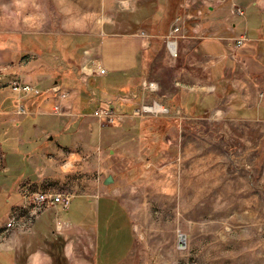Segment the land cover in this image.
I'll return each mask as SVG.
<instances>
[{
	"label": "crops",
	"instance_id": "1",
	"mask_svg": "<svg viewBox=\"0 0 264 264\" xmlns=\"http://www.w3.org/2000/svg\"><path fill=\"white\" fill-rule=\"evenodd\" d=\"M176 18L174 57L165 42ZM240 36L247 41L235 49L230 39ZM99 67L106 75L88 72ZM13 81L43 92L23 97L26 115L16 114ZM130 94L136 99H123ZM151 99L193 119L212 112L235 123L237 173L264 172V0H0V264L126 262L132 216L119 189L99 185L100 171L131 160L130 118ZM99 107L117 115L110 128L122 143L105 137ZM197 144L190 139L185 152ZM68 189L67 210L50 206L30 232L6 228L15 209L26 222L29 195Z\"/></svg>",
	"mask_w": 264,
	"mask_h": 264
},
{
	"label": "rangeland",
	"instance_id": "2",
	"mask_svg": "<svg viewBox=\"0 0 264 264\" xmlns=\"http://www.w3.org/2000/svg\"><path fill=\"white\" fill-rule=\"evenodd\" d=\"M173 25L181 32L178 18ZM106 43L103 63L110 72ZM99 68L88 72L106 75H98ZM145 86L156 92L153 84ZM152 102L161 105L151 99L138 106L152 107ZM163 109L167 112L131 116V160L100 171L101 179L110 176L113 183L99 185L119 189L132 216L134 247L124 264H264V172L237 173V125L212 112L193 119ZM104 125L107 139L125 140L110 128L115 123ZM194 138L198 151L190 156L185 151ZM66 166L70 169L72 160Z\"/></svg>",
	"mask_w": 264,
	"mask_h": 264
},
{
	"label": "built area",
	"instance_id": "3",
	"mask_svg": "<svg viewBox=\"0 0 264 264\" xmlns=\"http://www.w3.org/2000/svg\"><path fill=\"white\" fill-rule=\"evenodd\" d=\"M193 3L198 1V0H192ZM203 1H207V0H203ZM231 14L234 16H242L243 15V11L240 7H238L237 5L233 4L231 5ZM180 32V28L177 25H173L171 27V33L169 35V37L167 38L165 44H166V48L169 50L170 54L172 56H176V52L174 54H172V47L176 46V39L179 36ZM231 42H233L234 48L235 49H239L241 48L244 43L247 41V38L245 36H240L238 38H233L230 39ZM100 69V70H99ZM98 69V75H103L105 74V70H103L102 68ZM11 90L15 93H17L20 98V100L22 102H20V105L18 106L17 110H16V114L18 115H26L27 111L24 107V103H23V97L24 96H41L43 94V92L34 89V87L30 86V85H26L23 84L19 81H13L11 83ZM144 90L146 91H150L152 92L153 89H151V87L148 86H144ZM50 92L52 93H56L59 94V90L56 88H51ZM60 97H65V94H60ZM124 100L130 101L132 99H136V96H131L128 95L126 97H123ZM152 107H146V106H142L141 108H138L136 110H134L133 115L143 112V113H147V112H167V110L163 109V106L156 104L155 102L151 103ZM155 106H159L160 110H150L153 109ZM93 116L98 119V121L100 122L101 125L110 123V124H114L117 121V115H115L110 109L108 108H98L94 111ZM30 198V211L28 212V216L26 217L24 223L20 222V219L23 218V215H20L21 213V209H15L12 213L9 214L8 218H9V222L6 225V228H11L13 224L17 225L16 227L23 229L25 232H30V228L29 226H31V224L33 223V220L38 217L39 215H41L47 208H49L50 206H52L53 204L56 205H60L61 208L63 210H66L69 207L70 204V196L67 194H52V193H35L32 195H29Z\"/></svg>",
	"mask_w": 264,
	"mask_h": 264
},
{
	"label": "water",
	"instance_id": "4",
	"mask_svg": "<svg viewBox=\"0 0 264 264\" xmlns=\"http://www.w3.org/2000/svg\"><path fill=\"white\" fill-rule=\"evenodd\" d=\"M113 183V178L112 177H107L105 180H104V182H103V184L105 185V186H107V185H109V184H112Z\"/></svg>",
	"mask_w": 264,
	"mask_h": 264
},
{
	"label": "bare ground",
	"instance_id": "5",
	"mask_svg": "<svg viewBox=\"0 0 264 264\" xmlns=\"http://www.w3.org/2000/svg\"><path fill=\"white\" fill-rule=\"evenodd\" d=\"M171 50H172V52H173V54H174V47H172ZM155 107H156L157 109H156ZM155 107H154L153 109H150V110H155V111L160 110V107H159V106H158V107L155 106Z\"/></svg>",
	"mask_w": 264,
	"mask_h": 264
},
{
	"label": "trees",
	"instance_id": "6",
	"mask_svg": "<svg viewBox=\"0 0 264 264\" xmlns=\"http://www.w3.org/2000/svg\"><path fill=\"white\" fill-rule=\"evenodd\" d=\"M31 98L40 100L43 96H32Z\"/></svg>",
	"mask_w": 264,
	"mask_h": 264
}]
</instances>
